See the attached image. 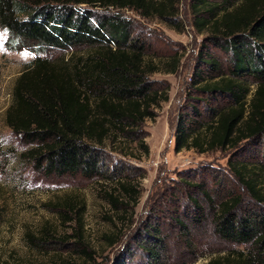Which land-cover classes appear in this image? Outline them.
Segmentation results:
<instances>
[{
    "label": "rangeland",
    "instance_id": "1",
    "mask_svg": "<svg viewBox=\"0 0 264 264\" xmlns=\"http://www.w3.org/2000/svg\"><path fill=\"white\" fill-rule=\"evenodd\" d=\"M239 2L223 4L233 10ZM76 7L92 17L118 13L131 22L144 58L158 69L147 78L153 88L168 90V100L138 131L105 139L98 147L100 174L49 175L26 155L33 144L6 125L13 88L35 58L76 62L90 49H14L0 26V264H237L251 245L220 238L214 220L224 201H234L244 216L264 207L244 183L264 196V132L249 136L241 124L233 144L205 151L191 146L197 136L207 147V125L233 105L204 88L230 77V53L215 44L210 26L194 24L210 19L206 5L176 0V13L163 17L130 8ZM215 12L211 19L222 14ZM249 87L246 105L255 89ZM181 121L192 138L190 147L178 151Z\"/></svg>",
    "mask_w": 264,
    "mask_h": 264
},
{
    "label": "trees",
    "instance_id": "2",
    "mask_svg": "<svg viewBox=\"0 0 264 264\" xmlns=\"http://www.w3.org/2000/svg\"><path fill=\"white\" fill-rule=\"evenodd\" d=\"M206 5L210 19L194 24L210 26L215 44L230 53V77L205 85V90L233 102L216 112L207 125L209 138L202 148L199 138L178 123L175 149L193 147L201 151L233 144L242 133L264 132V0H196ZM168 2V5L166 3ZM176 0H0V26L8 34L11 48L35 50L86 46L88 54L73 62L57 64L40 57L17 79L13 103L5 122L11 131L33 146L26 155L49 175L80 174L91 178L101 172L99 146L106 138L128 137L146 118L168 100L166 88H153L147 74L158 69L144 58V46L132 37L133 26L110 9L130 8L140 14H175ZM91 4L107 13L92 17L77 8ZM222 14L215 19V11ZM211 65H215L211 60ZM251 82L246 84L244 79ZM1 79V73H0ZM253 95L246 105L249 86ZM191 143V142H190ZM145 152L148 147L140 142ZM244 183L264 206V196ZM236 203L219 205L215 231L225 241L251 245L237 264H264V207L254 215H239ZM153 255V251H148ZM211 264H217L212 262Z\"/></svg>",
    "mask_w": 264,
    "mask_h": 264
}]
</instances>
